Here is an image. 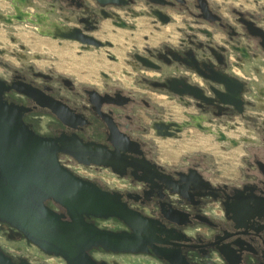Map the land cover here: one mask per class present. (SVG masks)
Returning a JSON list of instances; mask_svg holds the SVG:
<instances>
[{
  "label": "flooded vegetation",
  "instance_id": "af4514ba",
  "mask_svg": "<svg viewBox=\"0 0 264 264\" xmlns=\"http://www.w3.org/2000/svg\"><path fill=\"white\" fill-rule=\"evenodd\" d=\"M145 17L165 30L176 26L177 35L156 44L146 35L143 49L126 59L128 77L101 70L100 81L37 68L20 42L27 31L7 30L17 45L0 46V57L22 63L0 60L4 98L25 109L36 135L68 151L58 153L66 175L96 185L128 210L130 224L84 215L130 250L94 247L88 254L97 264H264V0H0V28L31 26L83 53L106 50L114 64L108 26L135 30ZM69 33L102 45L65 38ZM193 128L242 150L236 170L222 174L201 149L176 164L156 155V137L179 138ZM45 204L72 222L54 200ZM0 249L14 264H69L2 222ZM28 249L46 260L35 261Z\"/></svg>",
  "mask_w": 264,
  "mask_h": 264
},
{
  "label": "water",
  "instance_id": "95a60500",
  "mask_svg": "<svg viewBox=\"0 0 264 264\" xmlns=\"http://www.w3.org/2000/svg\"><path fill=\"white\" fill-rule=\"evenodd\" d=\"M64 37L83 44L102 45L92 37L74 33ZM7 90L5 83L0 81V222L11 225L28 241L48 254L61 256L69 264H97L88 254L94 247L102 246L115 252L130 251L117 246L120 235L100 230L84 220V215H93L118 217L128 222L125 217L128 210L119 199L101 192L96 185L87 183L84 186L80 179L66 175L58 153L68 151L36 135L24 121L25 109L5 100ZM47 107L65 120L52 105ZM170 126L181 129L177 123ZM156 129L160 127L156 126ZM159 135L175 136L160 131ZM49 199L71 215V223L62 220L65 215L46 206ZM221 253L227 258L224 251ZM169 261L176 264L172 259ZM0 264H14L1 249Z\"/></svg>",
  "mask_w": 264,
  "mask_h": 264
},
{
  "label": "rangeland",
  "instance_id": "374dc122",
  "mask_svg": "<svg viewBox=\"0 0 264 264\" xmlns=\"http://www.w3.org/2000/svg\"><path fill=\"white\" fill-rule=\"evenodd\" d=\"M182 22H177V25H182ZM109 31L115 33L116 48L112 50L119 58L117 64L111 62L107 56L106 50L80 52L78 44L53 40L41 36L34 30L33 27H20L18 31L14 28H0V46L11 50L15 48L16 43L13 44L7 37V30L19 33L20 30L27 31L26 36L21 35L20 42L25 46L29 60L39 68L46 70L52 68L64 75H75L79 80L85 81H100L101 70L111 73L114 77L118 74H123L127 78L126 71H131V68L126 64V59L134 49H143L146 44V35L150 36L151 43L156 44L165 34L172 32L177 33L176 26L170 27L169 30L165 28L154 26L151 19L148 17L142 18L138 21L135 30L124 29L120 27L108 26ZM164 32V33H162ZM177 35V34H176ZM37 56H40L39 58ZM0 60L11 66H20L22 62L16 57L9 54L0 57ZM130 79V78H128ZM224 145L219 143L214 136L203 133L195 128L185 132L179 138L160 139L155 138L156 155L163 161L171 163H181L183 159L192 154L201 153L208 156L210 163L219 166L222 174L228 175L236 170V164L240 163V155L242 150L232 151L230 148H224ZM199 150V151H198ZM25 247L23 245H19ZM33 253L35 261L44 262L46 258H39L37 253L28 249ZM50 264H63L56 259L49 260Z\"/></svg>",
  "mask_w": 264,
  "mask_h": 264
}]
</instances>
